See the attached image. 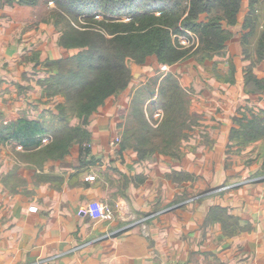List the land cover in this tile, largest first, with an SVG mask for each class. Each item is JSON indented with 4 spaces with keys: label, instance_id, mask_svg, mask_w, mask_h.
<instances>
[{
    "label": "crops",
    "instance_id": "0c3cea01",
    "mask_svg": "<svg viewBox=\"0 0 264 264\" xmlns=\"http://www.w3.org/2000/svg\"><path fill=\"white\" fill-rule=\"evenodd\" d=\"M251 3L242 0L225 55L206 64L161 65L154 56L133 64L128 88L91 116L86 158L74 145L64 158L36 165L21 158V146L0 144V264H264V140L230 146L235 119L264 110V96L245 87L251 61L242 37ZM27 9L0 8V127L37 119L61 101L44 94L46 63L72 53L53 25L31 27ZM253 71L264 78V60ZM169 73L189 91L198 123L186 130L179 156L142 157L121 143L115 149L136 100L158 127L164 112L153 104ZM93 203L111 218L90 217Z\"/></svg>",
    "mask_w": 264,
    "mask_h": 264
},
{
    "label": "trees",
    "instance_id": "16d2710c",
    "mask_svg": "<svg viewBox=\"0 0 264 264\" xmlns=\"http://www.w3.org/2000/svg\"><path fill=\"white\" fill-rule=\"evenodd\" d=\"M38 1L0 0V8L6 4L36 5ZM50 1L56 7L50 14L48 11L44 21H54L62 47L78 50L75 55L46 63L51 74L44 81V94L61 101L45 108L37 119L21 118L0 127V144L13 142L21 146L27 152L21 158L32 157L36 165L64 158L74 145L80 146L83 158L89 156L88 122L108 99L128 88L133 80V64H145L153 56L161 65L171 66L189 58L206 64L225 55L242 2L46 0V3ZM251 1L244 22L248 31L242 37L244 55L251 61L245 69V87L248 92L264 96V78L253 71L264 60V0L258 8L255 3L259 0ZM260 17L263 21H258ZM182 27L197 35L198 42L190 48L177 39L183 33ZM190 103V93L181 86L178 77L173 73L165 75L153 104L163 110L164 119L158 127H152L136 100L121 148H132L142 157L156 151L179 156L181 141L189 137L186 130L195 129L198 124L190 113ZM249 112L251 117L244 114L235 119L239 127L232 129L230 146H237V150L264 140V110ZM74 120H78L75 125Z\"/></svg>",
    "mask_w": 264,
    "mask_h": 264
},
{
    "label": "rangeland",
    "instance_id": "374dc122",
    "mask_svg": "<svg viewBox=\"0 0 264 264\" xmlns=\"http://www.w3.org/2000/svg\"><path fill=\"white\" fill-rule=\"evenodd\" d=\"M6 5L9 6V7H13V6H26V7H28L27 11H25V14H23V15H25L27 17H30L31 22H33L32 23L33 26H31V27H35V26L39 27V26L42 25V23H44V24H47V26L48 25H53V28L56 29L57 32H59L58 29H57V27H56V25L54 24V21H52V20L51 21H44V19L48 17V14H50V12L55 9L56 6H55L54 1H50V2L46 3V0H39L36 5H29V6H27V5H20V4H14L12 6L10 4H6ZM48 11H49V13H48ZM44 26H46V25H44ZM182 30H183V33L182 34H179V36L177 37V39L179 41H180L179 37H181V39H182L183 36H184V34L186 33V30L187 31H190L188 29H184L183 27H182ZM190 32L195 37H197V35L194 34L192 31H190ZM193 35H191V37L189 38V40L186 41V44H182V45H184V47L190 48V47H192L194 44H196L198 42V38L195 41V39L193 38ZM71 50H72V53H71L70 56L75 55L76 53H78V50L77 49L76 50L75 49H71ZM64 58H66V57H64ZM164 115L165 114L163 113V115L160 118L157 119V121H158L159 124L164 119V117H165ZM249 117H251V113H249ZM193 118H196V116L194 115ZM193 130H194V128H191V129L188 128L187 131H189L190 134H191V132H193Z\"/></svg>",
    "mask_w": 264,
    "mask_h": 264
},
{
    "label": "built area",
    "instance_id": "2783aa9c",
    "mask_svg": "<svg viewBox=\"0 0 264 264\" xmlns=\"http://www.w3.org/2000/svg\"><path fill=\"white\" fill-rule=\"evenodd\" d=\"M191 35H193V34L190 31H187L186 30V33L184 34L183 38L181 39V37H179L180 42L182 44H186V41L189 40V38L191 37ZM193 38L195 39V41L197 40V37H195L194 35H193ZM166 69H167V67L164 66L163 67V70H166ZM160 114L161 113L158 112L157 113V115H158L157 117H161ZM44 141H47V139H44ZM121 141H122L121 138L120 137H117L113 141V143H112L113 147L116 149L117 146L121 143ZM95 178H96L95 176H89V177H87L88 180H95ZM31 209L36 210V208H34V207H32ZM153 216L154 215H150V216H146V217L142 218L140 220V223L141 224L142 223H145L146 221H148ZM90 217H92L93 219H98V220H108V219L111 218V213L107 210V207L106 206L104 207V205H102L100 203H93L90 206ZM87 245H88L87 243L82 244V245H79L78 247H76V249L84 248ZM43 263H44V261H38L37 263H31V264H43Z\"/></svg>",
    "mask_w": 264,
    "mask_h": 264
}]
</instances>
